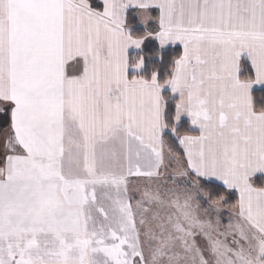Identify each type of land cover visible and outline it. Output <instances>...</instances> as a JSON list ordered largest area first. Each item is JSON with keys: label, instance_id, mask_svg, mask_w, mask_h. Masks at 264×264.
Masks as SVG:
<instances>
[{"label": "snow or ice", "instance_id": "1", "mask_svg": "<svg viewBox=\"0 0 264 264\" xmlns=\"http://www.w3.org/2000/svg\"><path fill=\"white\" fill-rule=\"evenodd\" d=\"M0 264H264V0H0Z\"/></svg>", "mask_w": 264, "mask_h": 264}]
</instances>
